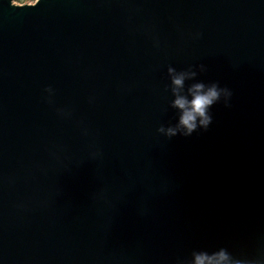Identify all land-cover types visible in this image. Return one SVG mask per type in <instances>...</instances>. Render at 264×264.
Masks as SVG:
<instances>
[{"label":"water","instance_id":"water-1","mask_svg":"<svg viewBox=\"0 0 264 264\" xmlns=\"http://www.w3.org/2000/svg\"><path fill=\"white\" fill-rule=\"evenodd\" d=\"M180 74L232 97L167 138ZM221 250L264 264V0H0V264Z\"/></svg>","mask_w":264,"mask_h":264},{"label":"clouds","instance_id":"clouds-1","mask_svg":"<svg viewBox=\"0 0 264 264\" xmlns=\"http://www.w3.org/2000/svg\"><path fill=\"white\" fill-rule=\"evenodd\" d=\"M200 67L203 70L204 66L200 65ZM169 72L171 73L172 69H169ZM191 75H195V73ZM184 79L185 75L180 74L172 80L174 92L177 93L173 106L181 111L178 123L174 127H168L167 129L160 127L157 129L158 132L163 133L167 138L175 137L177 134L187 138L198 129L207 131L212 123L209 109L221 100L226 108L230 106L229 101L232 97V91L227 87H219L217 83L210 85L197 83L193 85L189 89L192 95V99L189 102L185 97L178 94ZM228 260L229 255L224 250L214 255H206L204 253L195 255V264H223V262ZM235 264H241V261L236 260Z\"/></svg>","mask_w":264,"mask_h":264},{"label":"rangeland","instance_id":"rangeland-1","mask_svg":"<svg viewBox=\"0 0 264 264\" xmlns=\"http://www.w3.org/2000/svg\"><path fill=\"white\" fill-rule=\"evenodd\" d=\"M36 0H12L16 5L33 4Z\"/></svg>","mask_w":264,"mask_h":264}]
</instances>
